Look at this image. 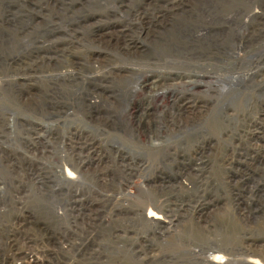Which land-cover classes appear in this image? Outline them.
<instances>
[{"label": "rangeland", "instance_id": "1", "mask_svg": "<svg viewBox=\"0 0 264 264\" xmlns=\"http://www.w3.org/2000/svg\"><path fill=\"white\" fill-rule=\"evenodd\" d=\"M129 69L140 72L126 80ZM263 70L264 0H0V245L10 229L21 227L29 235L17 232V247L49 264H144L126 246L142 248L149 264H205L219 248L228 264L234 258L264 264ZM172 72L176 80L135 93L143 74ZM193 75L228 84L238 79L221 97L223 82L209 92L183 88ZM160 90L168 91L167 99L155 95ZM171 93L180 96L178 105L194 104L187 125L183 120L185 127L175 128L173 157L153 156L150 171L110 196L112 187L103 188L112 175L106 168L113 158L119 162L111 148H125L126 164L159 151L130 139L131 100L150 104L148 120ZM32 141L47 147L43 159ZM75 142L93 146L95 161L106 159L91 166L100 170L98 181L55 176L54 165L67 156L64 146ZM14 162L44 185L21 180ZM144 173L162 187L151 204H174L169 235H153L136 216L118 212V204L130 207L123 202L127 193L139 194ZM77 209L84 220L74 228L68 220ZM10 211L17 221L7 219ZM96 212L101 222L94 225ZM248 247L259 256L246 257Z\"/></svg>", "mask_w": 264, "mask_h": 264}, {"label": "bare ground", "instance_id": "2", "mask_svg": "<svg viewBox=\"0 0 264 264\" xmlns=\"http://www.w3.org/2000/svg\"><path fill=\"white\" fill-rule=\"evenodd\" d=\"M98 66H100V65H98ZM94 67L95 66L93 64H91V68H94ZM139 72L140 71H138L136 69L125 70L124 71V73H125L124 79L128 80L130 78L129 77L130 75L136 76V74ZM178 77H179V75L177 73H173V72L167 73V74L158 73V75H155V76H153V75L148 76L147 74H143L141 76V81L135 82L134 91H135V93L136 92L140 93L141 91L143 92L145 90H148L151 92V90L152 91L156 90L155 89L156 83H158L160 81H163V83H164V81L171 80V78L174 81ZM207 78L208 77L203 76V75H193L189 78L190 80L182 86H183V88H188L187 90L190 91L191 93L197 87H200V86H204L206 89V92H209V91H215V89L217 87L216 84L217 83L219 84V82H223L222 79L216 78V77L215 78H213V77L209 78V80L214 79L216 83L211 82V81L207 82V81H205ZM237 79H238L237 77H230L228 79L229 84L226 83L225 81L223 82V84L226 83L228 85L226 87L224 86V87H221L219 89L221 97L226 96L231 91L230 90V89H232L231 85H233ZM129 80H131V79H129ZM2 84H3V82L0 80V86ZM161 85H162V83H161ZM162 86H164V85H162ZM162 90L157 91L155 95L158 97H162V98L167 99L166 94L168 93V91H162ZM169 96H170V98L168 99L169 101H167L168 102L167 105L161 106V107H160V105H157L156 106L157 109L155 108V113L152 114V118H150L148 120L146 119L145 116L148 114L149 111H151V109H148V108H150L149 107L150 104H146L144 102L143 104L136 105L135 101L131 100V104L133 107L131 108V112L130 113L128 112V114L125 116L127 118H130L131 122H132V124H130V122H129L126 125L127 129L129 130L130 139L131 140L134 139L133 141L136 140V142H138L140 145H146L147 144V146L150 149H159V151L156 152L155 155H153L154 153H148L147 155H145V157H141V159L138 161H135L136 158L132 157L131 162L130 163L127 162V164H126V162H124L125 159H124V154H123L125 148L122 146L111 148L113 152H116L117 158H119V162L113 158L112 161H110L111 165L106 168V169H110L112 171V175L108 174V176H107L108 180L104 181L103 188H107V187L111 188L112 187L113 192L110 191V196H112V194H114L113 196H115V192H117V190L120 187H126L127 188L130 185V181L133 178L139 177L141 175V173L144 171V169L149 170V168H152V164L149 163L150 162L149 160L151 158H153V156H155L154 158H160V159L163 158L165 160L167 158L173 157L170 155L169 152L173 150L172 149L173 146H170V145L174 142V139H177V135L175 133V128L179 129V130L182 127L184 128L185 126L183 124V120L185 121V125H187V123H188L187 116H189L192 113V110H191L192 107H190V106L194 105V104L189 101L188 103H182L181 102V104L178 105V101H179L180 96L172 94V93ZM33 140H34V142L39 141L38 138H34ZM34 142L32 141V143L35 145L36 142L35 143ZM34 145L30 146V147L32 149H34V151L36 152L37 159H43L42 158L43 155H45L47 153V151H46L47 147L46 146H36V145L34 146ZM165 145H167L168 147L164 148L163 146H165ZM64 148L67 152V156L63 160L64 163H58V164L54 165L56 168L55 176L58 178V180L66 182L67 180H64L65 176L68 179H71L72 177H76V176H74V174L76 173V175H77L76 178H78V179L83 178V176L84 177L86 176V177H91L90 179H92V180L94 178H96V181H98L96 176H97L98 172H100V170H95L91 166L95 162L105 161L106 159L103 158V156L101 155L95 161L94 160V155H95L94 153L97 152V150L93 146H82L80 143L75 142L72 144V146H64ZM93 149H95V150L92 151ZM18 164L20 165L19 169L21 170V173L18 174L17 176L21 180H26L28 183H30V181L32 179L34 181L36 180L35 184L37 183L38 185H42V186L44 185L45 182L41 180L40 176H38V178L34 179V177L29 174V173H31L30 169H28V171L26 169L25 170L21 169L22 166H21L20 162H17V163L14 162L12 165H10L11 169H14V170H15V168L18 169V166H17ZM63 170H65V174H63ZM101 171H104V170H101ZM143 178L144 179L142 181V185L140 186V189L138 188L139 194L135 195L133 193H127L126 198H124V200H123V202L126 204H129L130 207L118 204V207H117V208H119L118 212L126 215L127 217L134 215L133 218H135V216H136L137 220L139 219L140 222L144 225L143 227H147L148 232L152 233L153 235L160 236V235H164L165 232L169 235V234H171L170 229H171V225H172V221H171L172 208L171 207H173L174 204L172 202L170 203V202L166 201L165 205L162 207V209H159L156 206H154L153 204H151L150 201H154L155 199L159 200L158 198L161 197V195L159 193H157V191L162 189V187H161V185L156 184L155 181L157 179L150 178L148 175L146 176L145 173L143 175ZM155 184L157 186H155ZM102 192L103 193H99V194L102 195L101 197L103 199L105 198L106 195L109 196L108 193L106 192V190H103ZM140 201L142 203L141 205L139 204ZM76 202H79V201H76ZM81 206H82V204L80 205V207ZM62 212H64V211H62ZM12 213L13 212H11V215H12ZM58 213H59V211H58ZM57 214L55 212L54 217H56ZM22 215H24V218L22 217L23 218L22 221L24 222V224H27V222H29V220L31 219L30 214H28L27 212L24 211L20 214V216H22ZM80 218H83V220H84V213H80L79 209H77V214H74V213L71 214V219L68 220V223H72L74 228L76 226H83L82 221H79ZM7 219L10 221L13 220L14 222L17 221V219L13 215ZM99 222H101V217H100V214L96 212L95 223H93V224L95 225L96 223H99ZM7 227H9V226H7ZM19 229H21V227H18L16 230L10 229L11 235L9 233L5 234L3 242L0 245V247H1L0 248V264H7L9 262L12 263L13 260H18L19 264H49L50 261H48L47 259H44V257H39L37 254L29 253V252H27V250L26 251L20 250L19 247H17L18 246L17 241H19L18 238H16L17 232L19 234L24 233L25 235H29V233H26V232H28L27 231L28 228L25 230L21 229L20 231H19ZM91 229H93V231H94V230H96V227L94 226ZM12 230H14V231H12ZM83 231H84V229H83ZM111 231L112 232L109 235H111L112 238H116L118 235H116L117 233L115 231V228H112ZM84 232H85V234H84L85 236H92V234L87 233L86 230ZM81 233L82 232L80 231L78 236H81L82 235ZM73 238L68 239L67 244L64 245L65 247L63 249L65 252H67L68 250H70L72 248V246H73L72 244H73V240H74ZM46 239H48V238H46ZM46 241L43 240L42 241L43 244L42 243L41 244L44 245L45 247L48 246L50 249H53V246H55V244L51 243V240L50 241L46 240ZM75 241H78V240H75ZM27 243H28V241H27ZM126 248H127V251L129 252V254L131 255V257L135 258L136 263L142 262L144 264H149L150 261L152 260L151 257L149 258L147 256L146 253L143 255L141 254V251H143V250H141L142 248H139V249L135 248V250L134 249L130 250L127 246H126ZM246 250H247V253L252 252V253H249L248 255H246V257L259 256V253L255 249H251L250 247H248V249H246ZM7 251H8V254H6ZM38 251H40V250H38ZM73 251H76L77 256H79L81 253L80 249H77V250L73 249ZM44 252L48 253V251H46V250ZM211 253H215V255L214 256L207 255L205 264H228L230 262V259L225 258L227 256V254H225V252H223L220 248L217 249V251H211ZM81 256H83V255H81ZM140 257H142V258H140ZM246 262H251V261H246L244 259L242 262L238 263V258H234L232 264H242V263L245 264ZM253 264H261V263H259L255 260V263H253Z\"/></svg>", "mask_w": 264, "mask_h": 264}]
</instances>
